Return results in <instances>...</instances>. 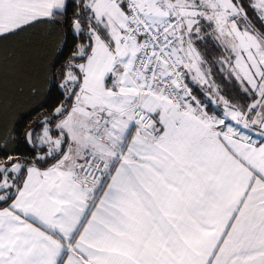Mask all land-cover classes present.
Returning a JSON list of instances; mask_svg holds the SVG:
<instances>
[{
	"label": "snow or ice",
	"instance_id": "snow-or-ice-1",
	"mask_svg": "<svg viewBox=\"0 0 264 264\" xmlns=\"http://www.w3.org/2000/svg\"><path fill=\"white\" fill-rule=\"evenodd\" d=\"M0 205V264H264V0H0Z\"/></svg>",
	"mask_w": 264,
	"mask_h": 264
},
{
	"label": "trees",
	"instance_id": "trees-1",
	"mask_svg": "<svg viewBox=\"0 0 264 264\" xmlns=\"http://www.w3.org/2000/svg\"><path fill=\"white\" fill-rule=\"evenodd\" d=\"M210 55H215V52H210ZM214 79L216 81V86H218L219 90H220V95L224 96L225 99H233V97L237 96L238 93L235 89V87L233 86V83L227 79H225L222 76L216 75L214 76ZM221 108L223 107V105L221 104L220 106ZM21 155L23 156H31L32 153L26 148V147H22L21 148ZM2 206V205H0Z\"/></svg>",
	"mask_w": 264,
	"mask_h": 264
}]
</instances>
